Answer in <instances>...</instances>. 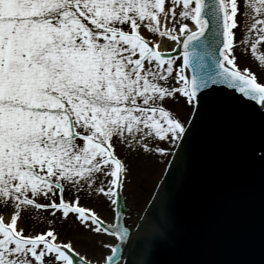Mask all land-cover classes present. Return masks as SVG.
I'll list each match as a JSON object with an SVG mask.
<instances>
[{
    "label": "snow or ice",
    "instance_id": "6c2138e0",
    "mask_svg": "<svg viewBox=\"0 0 264 264\" xmlns=\"http://www.w3.org/2000/svg\"><path fill=\"white\" fill-rule=\"evenodd\" d=\"M216 93L264 115V0H0V264H93L67 228L120 264L132 162Z\"/></svg>",
    "mask_w": 264,
    "mask_h": 264
},
{
    "label": "water",
    "instance_id": "95a60500",
    "mask_svg": "<svg viewBox=\"0 0 264 264\" xmlns=\"http://www.w3.org/2000/svg\"><path fill=\"white\" fill-rule=\"evenodd\" d=\"M179 144L122 264H264V115L216 93Z\"/></svg>",
    "mask_w": 264,
    "mask_h": 264
},
{
    "label": "rangeland",
    "instance_id": "374dc122",
    "mask_svg": "<svg viewBox=\"0 0 264 264\" xmlns=\"http://www.w3.org/2000/svg\"><path fill=\"white\" fill-rule=\"evenodd\" d=\"M163 166V162L156 163L150 160L144 161L137 159L132 162L133 170L129 173V182L125 188L124 198L120 203L124 211L123 223L128 229H131L137 222L140 213L153 193L156 183L160 179ZM81 203L85 202L82 201ZM88 206L95 208L105 220L111 218L109 209L101 204L91 203ZM63 238L73 239L77 250L81 253H86L93 260V264H95V260L99 257L102 250L94 242L90 243L86 239L80 238V234L72 228L66 229ZM103 238L106 240L111 239L107 236Z\"/></svg>",
    "mask_w": 264,
    "mask_h": 264
},
{
    "label": "bare ground",
    "instance_id": "6f19581e",
    "mask_svg": "<svg viewBox=\"0 0 264 264\" xmlns=\"http://www.w3.org/2000/svg\"><path fill=\"white\" fill-rule=\"evenodd\" d=\"M173 149H174V148H173ZM173 149H172V151H173ZM163 167H164V166H163ZM162 170H163V168H162ZM130 233H131V231H130ZM129 239H130V238H129ZM129 241H130V240H128L127 243H126V247H125V251H124V252H126V250H127V247H128ZM120 264H121V261H120Z\"/></svg>",
    "mask_w": 264,
    "mask_h": 264
}]
</instances>
